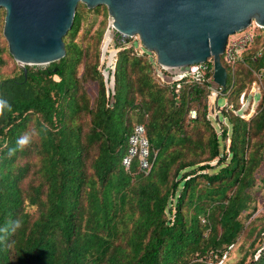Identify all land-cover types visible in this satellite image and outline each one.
<instances>
[{
	"label": "trees",
	"instance_id": "1",
	"mask_svg": "<svg viewBox=\"0 0 264 264\" xmlns=\"http://www.w3.org/2000/svg\"><path fill=\"white\" fill-rule=\"evenodd\" d=\"M1 9L0 264H212L240 237L249 245L232 264H264V213L252 216V192L264 187V28L233 69L220 56L227 79L217 133L212 58L202 81L169 80L153 52L111 28L105 6L79 3L63 57L3 74L14 58ZM107 31L105 44L113 37L118 50L106 74ZM253 83L259 99L245 118L239 98ZM137 124L156 151L147 173L136 157L122 165Z\"/></svg>",
	"mask_w": 264,
	"mask_h": 264
},
{
	"label": "water",
	"instance_id": "2",
	"mask_svg": "<svg viewBox=\"0 0 264 264\" xmlns=\"http://www.w3.org/2000/svg\"><path fill=\"white\" fill-rule=\"evenodd\" d=\"M79 3L105 6L111 28L137 35L161 66L183 71L212 58V79L222 89L227 71L220 56L228 36L251 23L264 28V0H0L2 34L24 72L26 65H44L64 56L63 37ZM210 113L219 120L214 104Z\"/></svg>",
	"mask_w": 264,
	"mask_h": 264
},
{
	"label": "built area",
	"instance_id": "3",
	"mask_svg": "<svg viewBox=\"0 0 264 264\" xmlns=\"http://www.w3.org/2000/svg\"><path fill=\"white\" fill-rule=\"evenodd\" d=\"M255 27L257 26L255 23H251L247 28L244 30H241L239 32H235L231 35L228 36L223 53L221 54L223 61L231 66L233 69L234 63H236L238 60L241 59V53L245 51L248 46L251 44V42L254 39L255 36ZM261 28V27H259ZM138 39L139 37L135 35ZM140 42V40H139ZM140 47H142L141 42L139 44ZM115 62V60H114ZM155 63L156 65L160 68L163 69L169 73H172L171 77H168L169 80H178L181 78H189V79H194L197 81H202L204 78V69L206 68V65L204 62L193 64L187 66L183 71H180L176 68H167L164 66H161L157 63L156 57H155ZM113 67V66H112ZM173 71V72H172ZM160 79L164 80L167 79L165 78V75L160 73ZM211 79H212V73H211ZM213 81V79H212ZM213 83L209 86L210 89V94L208 95V113H209V108L210 104H212L214 101L217 103V97L219 94L222 92V87L218 84H216L214 81ZM255 86V83H253L250 87ZM250 92V90H249ZM254 100V97H252ZM240 105H241V112L240 115L242 117L248 118L247 113L244 114L242 111L244 109L248 108V112L251 111V113L254 111V105L253 100L250 102H245L247 100L246 96L244 94L240 95ZM223 107H220L217 105L218 111H221ZM215 112V111H214ZM250 113V114H251ZM249 114V115H250ZM196 116V111L194 109L189 110V117L190 118H195ZM128 148L127 152L122 158V165L124 166L125 169H128L131 163L132 158L136 157L138 159L139 163V168L140 170L144 172H148L152 166L153 159L156 155V151H153L152 157L150 156V150H149V143L145 135V130L142 124H137L134 126L131 134L128 137ZM226 257V252L222 254V257L219 261L223 260Z\"/></svg>",
	"mask_w": 264,
	"mask_h": 264
},
{
	"label": "rangeland",
	"instance_id": "4",
	"mask_svg": "<svg viewBox=\"0 0 264 264\" xmlns=\"http://www.w3.org/2000/svg\"><path fill=\"white\" fill-rule=\"evenodd\" d=\"M1 10H3V9H1ZM100 17L98 16L97 20L100 19ZM3 19H4V13H2V21H1L2 24H3ZM110 21L111 20H110V17L108 15L107 22L111 23ZM95 27H96V24L94 25L93 29ZM110 32L111 31H107L106 34L103 35L102 42L100 44L101 58H100L99 68H100L101 65H103L104 71L101 68H100V70L105 72L106 74L111 71V68L114 65L115 52H117V50H118V48L114 47V45H113V42H112L113 41L112 40L113 37L112 38L110 37V41L108 42V44H105V41H104L105 37H106L107 34H110ZM81 36H82V31H80L79 39L81 38ZM131 38H132V40H134L136 42L135 50H138L140 52L141 51V47L139 46V44H140L139 39L135 35H133ZM106 45H107V47H106ZM153 56H155L154 53H153ZM15 63L18 65V63L15 60L12 61L10 58H8V63L3 67L1 72L3 74H9V75L13 74L17 70V67L15 66ZM44 65H46V64H44ZM260 90L261 89H259L257 87V84L255 83V86L250 89V92H248V94L246 96L247 100H245V102L248 101V102L251 103V101L253 99L249 100V98L254 97V100H253L252 104L254 105V108H255L257 103H258ZM87 91H88V93H90L92 95L95 94V88L93 86H89L87 88ZM217 102L218 103H216V101H214L212 104H214V111H215L214 113L218 114V117H219L221 115V112L218 111L217 105H219L220 107H223L225 105V97L223 95H220L218 97V101ZM212 104H210V107H211ZM250 113H251V111L247 112V115H248L247 117H250L253 112L251 114ZM208 114H209L210 118H211V116L213 118L212 122L217 128V133H220L221 129L219 127V123L217 121H215L214 114L210 113V108H209V113ZM220 121L224 124L225 123V118L221 117ZM224 142L226 144H228L229 139L225 138ZM215 162H216L215 159L210 161L211 164H214ZM261 165L262 166H261V168L259 170V174L262 177H264V162ZM252 194H254L255 197H256V200L253 202L256 205V210H255V212L253 213L252 216H255L257 214L258 215L263 214L264 213V187H261L260 190L253 191ZM240 218L242 219L244 224L249 222L248 219H244L243 214L240 216ZM260 222H261V225H264V218L261 219ZM259 226H260V224L258 223V220H257L256 221V225L254 227V232H255V230H257L259 228ZM257 244H258V242H255L254 246L257 245ZM248 245H249V243H248V240H246V237H240L239 238V243L237 244V246H234V249L232 250V252H231L229 257L226 255V257L223 260L218 261V262H214L212 264H232V263H234L235 261H237L242 256L245 248H247Z\"/></svg>",
	"mask_w": 264,
	"mask_h": 264
},
{
	"label": "clouds",
	"instance_id": "5",
	"mask_svg": "<svg viewBox=\"0 0 264 264\" xmlns=\"http://www.w3.org/2000/svg\"><path fill=\"white\" fill-rule=\"evenodd\" d=\"M3 106H4V102H3V101H0V112L3 111ZM19 143H20L21 145H25V144L28 143V140H27V138H23V139H21V140L19 141Z\"/></svg>",
	"mask_w": 264,
	"mask_h": 264
}]
</instances>
